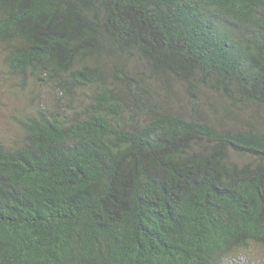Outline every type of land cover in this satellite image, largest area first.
Segmentation results:
<instances>
[{
	"label": "trees",
	"instance_id": "1",
	"mask_svg": "<svg viewBox=\"0 0 264 264\" xmlns=\"http://www.w3.org/2000/svg\"><path fill=\"white\" fill-rule=\"evenodd\" d=\"M0 86V264L264 250V0H0Z\"/></svg>",
	"mask_w": 264,
	"mask_h": 264
},
{
	"label": "rangeland",
	"instance_id": "2",
	"mask_svg": "<svg viewBox=\"0 0 264 264\" xmlns=\"http://www.w3.org/2000/svg\"><path fill=\"white\" fill-rule=\"evenodd\" d=\"M14 101L15 99L7 93L5 86H0V128L6 126L7 114L12 108ZM256 251L259 252V255L257 253L252 255L250 264H264V250L256 249ZM243 264H247V262Z\"/></svg>",
	"mask_w": 264,
	"mask_h": 264
}]
</instances>
